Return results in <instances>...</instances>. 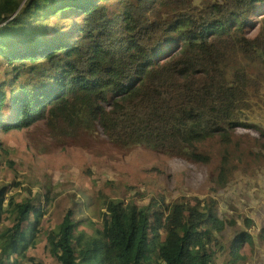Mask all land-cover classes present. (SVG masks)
Returning a JSON list of instances; mask_svg holds the SVG:
<instances>
[{
	"label": "trees",
	"instance_id": "16d2710c",
	"mask_svg": "<svg viewBox=\"0 0 264 264\" xmlns=\"http://www.w3.org/2000/svg\"><path fill=\"white\" fill-rule=\"evenodd\" d=\"M261 49L264 0H0V136L25 130L44 156L83 145L116 163L118 149L199 168L217 161L202 178L162 165L139 172L171 192L223 189L249 169L234 153L242 158L251 140L264 149L240 135L264 136L242 120L264 102V70L243 63ZM18 163L19 149L0 142V170ZM1 177L0 264H45L41 243L57 264H248L257 249L247 231L229 238L235 219L208 194L171 199L150 182L127 183L126 199L106 197V211L90 214L89 202L67 203L81 191L74 183L46 191L44 204L34 192L8 204Z\"/></svg>",
	"mask_w": 264,
	"mask_h": 264
},
{
	"label": "rangeland",
	"instance_id": "374dc122",
	"mask_svg": "<svg viewBox=\"0 0 264 264\" xmlns=\"http://www.w3.org/2000/svg\"><path fill=\"white\" fill-rule=\"evenodd\" d=\"M263 52V50L257 52L254 64L246 60L243 63L249 67L259 66L264 70ZM6 73V69L0 65V77H4ZM242 120L257 123L264 127V102L252 103L250 108L244 111ZM252 133L253 129L249 127L243 128L240 135L249 134L260 142H264V136ZM0 142L4 148L11 144L19 149V163L16 165V169L0 170L1 183L7 184L10 189L7 194L8 204H13L16 192H37L40 196L46 191L52 190L60 182L65 185L74 183L81 187L84 194H92L98 198L89 201L87 209L90 214L106 211V208L103 207L106 197L126 199L127 183L150 182L152 186L160 188L168 198L179 193L201 197L208 194L219 199V214L221 216L229 220L235 219V222L229 226V238L235 236L238 231L243 230L249 232L256 239L257 249L249 258L248 264H264V149L259 144H254L252 140L247 142L248 146L242 158H239V152L233 155L234 162L245 163L249 168L248 171L234 178L226 188L212 190L211 188L214 185L207 182L201 185L200 189L182 187L175 192H171L165 183L158 181L159 178L144 176L139 172L140 168L162 165L166 166L172 175L191 169L194 171L190 175L191 177L202 178L213 172L217 161L210 167L199 168L185 161L151 152L137 151L134 154L126 155L125 150L118 149L117 154L120 163H116L105 160L106 155H102L101 159L96 158L94 154L86 151H91L92 148L88 149L83 145H78V147L85 150H69L44 156L32 153V150L28 147L29 140L25 138V130L12 131L8 135H1ZM203 147L214 150L213 153L217 155L218 148H214L213 143L206 142ZM258 152H260V157H254ZM92 153H94L93 150ZM133 162H139V165L136 166ZM115 164H118L119 169H115ZM20 179L24 180V184L18 189H12ZM44 184L50 186L46 191L43 190ZM74 189L77 188L71 189V192ZM74 194L76 193L74 192ZM152 195L151 192L149 196ZM258 234H261V236L259 237ZM243 252L247 253L246 256H250L251 251L248 245L243 247ZM37 253L43 257L45 264H57L45 252L43 243L39 246Z\"/></svg>",
	"mask_w": 264,
	"mask_h": 264
},
{
	"label": "bare ground",
	"instance_id": "6f19581e",
	"mask_svg": "<svg viewBox=\"0 0 264 264\" xmlns=\"http://www.w3.org/2000/svg\"><path fill=\"white\" fill-rule=\"evenodd\" d=\"M62 185H64L63 184V182H60L59 183V186H62ZM50 188V186H47L46 184H44L43 185V190L44 191H46V190H48ZM91 199H98V198H96L94 195H92V194H82V193H76V194H73V193H71V194H69V198H68V200H67V203L68 204H73L74 202H76V201H79V202H82V203H85V202H89V201H91Z\"/></svg>",
	"mask_w": 264,
	"mask_h": 264
},
{
	"label": "clouds",
	"instance_id": "9594fccd",
	"mask_svg": "<svg viewBox=\"0 0 264 264\" xmlns=\"http://www.w3.org/2000/svg\"><path fill=\"white\" fill-rule=\"evenodd\" d=\"M21 180L24 182L23 179H20L19 181H21ZM23 184H24V183H23ZM23 184H22V185H23ZM22 185H20V186H22ZM55 187H56V186H55ZM55 187H54V188H55ZM75 188H76V187H75ZM52 190H53V189H52ZM74 192H75V193H79V192H80V193L84 194V193L82 192V189H81V191H80L78 188L73 190V194H74ZM34 193L37 195L38 202H41L42 204H44V200H43V198L45 197L46 192H45L43 195H40V196L37 194V192H34ZM84 195H85V194H84ZM85 203H86V202H85Z\"/></svg>",
	"mask_w": 264,
	"mask_h": 264
}]
</instances>
